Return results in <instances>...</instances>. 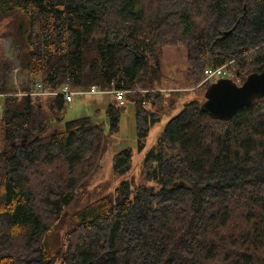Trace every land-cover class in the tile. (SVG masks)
<instances>
[{"label": "trees", "instance_id": "obj_1", "mask_svg": "<svg viewBox=\"0 0 264 264\" xmlns=\"http://www.w3.org/2000/svg\"><path fill=\"white\" fill-rule=\"evenodd\" d=\"M11 15L25 80L11 88L12 66L0 61V264H264V97L225 121L201 110L204 98L184 103L145 152L139 181L89 201L82 187L104 124L52 129L63 98L51 96L46 113L17 94L36 83L122 90L142 150L166 101L152 91L161 48H185L190 86L205 91V70L223 65L240 85L264 67V0H0V16ZM123 108L108 105L110 133ZM112 168L127 175L132 150Z\"/></svg>", "mask_w": 264, "mask_h": 264}, {"label": "rangeland", "instance_id": "obj_2", "mask_svg": "<svg viewBox=\"0 0 264 264\" xmlns=\"http://www.w3.org/2000/svg\"><path fill=\"white\" fill-rule=\"evenodd\" d=\"M16 21L13 15L9 17L0 16V61L5 60L11 64L12 70L8 77L9 85L11 88L20 91L21 85L25 80V74L19 68L18 50L12 46L9 37V34L14 32ZM159 60L162 73L161 84L158 86V89L152 91H159L165 94L166 101L160 121L150 128L146 136L144 149L138 150L137 147L134 105L128 100L125 95L126 93L123 98L124 108L120 116L119 131L117 133H110L108 119L105 114L109 104L119 105L114 96L110 94L74 97L71 103L65 105V109L62 112L53 117L52 129H61L65 122L82 117H90L95 122L104 124V137L99 161L94 171L84 181L82 187L84 190L90 192L89 201L113 192L121 180L126 179L138 182L144 154L164 132L169 119L180 111L184 103L194 99L202 100L204 96L205 91L201 88L197 89V86H190L186 81L187 60L186 51L183 46L162 47ZM230 74L233 80V72L230 71ZM216 80L218 78L214 79L211 83ZM173 89L179 91L168 92ZM51 98V96H36L33 97V103L40 105L46 113H49ZM171 99H173L172 104L169 102ZM97 111H99L98 114ZM57 117L61 118L60 122H57ZM124 149L132 150V169L127 175L120 176L112 168V157ZM61 235L62 233L51 237L48 242L50 244L53 242L59 244ZM54 264H58V262Z\"/></svg>", "mask_w": 264, "mask_h": 264}, {"label": "water", "instance_id": "obj_3", "mask_svg": "<svg viewBox=\"0 0 264 264\" xmlns=\"http://www.w3.org/2000/svg\"><path fill=\"white\" fill-rule=\"evenodd\" d=\"M262 97H264V67L261 72L246 76L240 85L231 78L214 81L205 90L200 107L212 119L225 121L252 100Z\"/></svg>", "mask_w": 264, "mask_h": 264}, {"label": "built area", "instance_id": "obj_4", "mask_svg": "<svg viewBox=\"0 0 264 264\" xmlns=\"http://www.w3.org/2000/svg\"><path fill=\"white\" fill-rule=\"evenodd\" d=\"M220 79V78H231L230 71L227 69V65H223L218 68L214 69H207L204 72V79L201 84L207 83V82H212L214 79ZM18 95H28L31 97H36V96H61L67 104L71 103L74 99V97H82V96H96V95H103V94H110L113 95L115 100L119 103V105L123 104L124 101V94L125 92L122 90L118 89H111V90H100L95 86H91L89 88H73L69 85H64L62 88L53 93H46L41 90V85L40 83H36L33 85L32 91L21 94L17 93Z\"/></svg>", "mask_w": 264, "mask_h": 264}]
</instances>
